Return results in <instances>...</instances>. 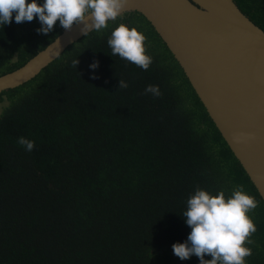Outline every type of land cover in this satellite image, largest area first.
<instances>
[{
    "label": "trees",
    "instance_id": "trees-1",
    "mask_svg": "<svg viewBox=\"0 0 264 264\" xmlns=\"http://www.w3.org/2000/svg\"><path fill=\"white\" fill-rule=\"evenodd\" d=\"M233 1L264 31V0ZM120 24L146 37L148 70L112 54ZM108 25L0 94V264H199L172 251L191 231L187 199L197 188L229 197L239 185L258 201L245 261L264 264V203L182 69L142 15ZM40 27L35 16L0 26V77L63 30L58 21L46 35ZM149 85L161 95L145 94Z\"/></svg>",
    "mask_w": 264,
    "mask_h": 264
},
{
    "label": "water",
    "instance_id": "water-1",
    "mask_svg": "<svg viewBox=\"0 0 264 264\" xmlns=\"http://www.w3.org/2000/svg\"><path fill=\"white\" fill-rule=\"evenodd\" d=\"M182 69L215 128L264 203V31L233 0H127ZM81 25L61 31L18 69L0 77V94L35 78L72 44Z\"/></svg>",
    "mask_w": 264,
    "mask_h": 264
},
{
    "label": "clouds",
    "instance_id": "clouds-1",
    "mask_svg": "<svg viewBox=\"0 0 264 264\" xmlns=\"http://www.w3.org/2000/svg\"><path fill=\"white\" fill-rule=\"evenodd\" d=\"M126 4L127 0H43L42 4L37 0H0V26L9 24L13 16L17 24L31 22L35 16L41 25L36 29L38 34H48L58 21L65 31L81 25L80 32L86 35L108 28V22L116 21ZM145 41L146 37L136 28L130 30L120 24L112 30L107 43L113 55L148 70L152 58L146 54ZM78 63L75 59L73 66L76 68ZM89 67L96 69L98 61ZM118 87L127 88L128 84L119 80ZM144 91L161 95L158 86L149 85ZM17 142L29 152L35 147L34 141L24 137ZM186 205L182 217L191 231L184 243L172 245L175 256L185 260L195 255L199 264H246L245 257L252 255V249L245 244L252 243L249 237L256 231L247 213L258 206V201L243 191V185L237 186L229 197L223 191L213 196L197 188ZM206 254L212 259L206 260Z\"/></svg>",
    "mask_w": 264,
    "mask_h": 264
}]
</instances>
